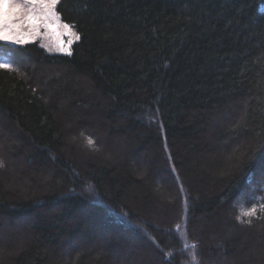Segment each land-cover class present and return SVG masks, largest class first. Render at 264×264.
<instances>
[{"label":"trees","instance_id":"16d2710c","mask_svg":"<svg viewBox=\"0 0 264 264\" xmlns=\"http://www.w3.org/2000/svg\"><path fill=\"white\" fill-rule=\"evenodd\" d=\"M57 11L0 41V264H264V0Z\"/></svg>","mask_w":264,"mask_h":264},{"label":"snow or ice","instance_id":"6c2138e0","mask_svg":"<svg viewBox=\"0 0 264 264\" xmlns=\"http://www.w3.org/2000/svg\"><path fill=\"white\" fill-rule=\"evenodd\" d=\"M59 3L60 0H0V41L24 45L30 39L41 36L43 29L55 37L58 51L67 52L70 55L71 45L79 41L80 36L69 24L61 21L57 11ZM11 67L12 65L8 62H0V69ZM89 143L93 141L89 139ZM255 213V207L243 211V215L249 217Z\"/></svg>","mask_w":264,"mask_h":264},{"label":"rangeland","instance_id":"374dc122","mask_svg":"<svg viewBox=\"0 0 264 264\" xmlns=\"http://www.w3.org/2000/svg\"><path fill=\"white\" fill-rule=\"evenodd\" d=\"M61 21L63 23H66L62 20L61 18ZM68 24V23H67ZM70 25V24H69ZM72 27V25H70ZM73 30L77 33V31L75 30L74 27H72ZM78 34V33H77ZM79 35V34H78ZM67 37H65L66 39ZM29 42H39L41 44L42 47H44L50 54H68L67 52H61V51H58L57 48H56V42H55V37L46 33L45 30H41V36L39 37H36L34 39H30ZM78 41H75L72 45H71V53H72V50H73V46L77 43ZM28 43V42H27ZM51 49V50H49ZM75 141V142H74ZM74 143V144H73ZM69 146H72L75 145L77 149H80L79 148V141L77 142L74 138L73 139H70L69 140ZM83 152V151H81ZM10 160H8V165L10 164ZM17 186V184H15ZM14 184L12 185L11 188H13ZM15 188V187H14ZM19 188V187H18Z\"/></svg>","mask_w":264,"mask_h":264}]
</instances>
